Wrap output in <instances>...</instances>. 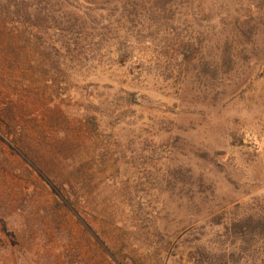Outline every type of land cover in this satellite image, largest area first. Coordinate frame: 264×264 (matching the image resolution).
I'll return each mask as SVG.
<instances>
[{"label": "rangeland", "instance_id": "rangeland-1", "mask_svg": "<svg viewBox=\"0 0 264 264\" xmlns=\"http://www.w3.org/2000/svg\"><path fill=\"white\" fill-rule=\"evenodd\" d=\"M17 6L0 11V264H264V0ZM21 149L71 186L61 232L29 222L56 195Z\"/></svg>", "mask_w": 264, "mask_h": 264}, {"label": "trees", "instance_id": "trees-1", "mask_svg": "<svg viewBox=\"0 0 264 264\" xmlns=\"http://www.w3.org/2000/svg\"><path fill=\"white\" fill-rule=\"evenodd\" d=\"M18 2L19 0L18 1L17 0H0V4L2 3L1 4L2 6L0 7V11L3 9L9 10L12 7L16 8L18 7L17 6ZM2 110H3L2 112L5 118L10 119V114H12L11 108L8 106H5V108H3ZM2 124L5 127H10V125L7 123L6 120L2 121ZM20 151H21L20 154L25 159H28L30 161L34 170L38 172L45 179V181L50 185V187L52 188L53 192L56 195L53 206H36L35 209H34V205L27 204L26 202L27 198L25 196L23 199L26 203L24 204H27L28 207L30 208L29 209V215H30L29 222H31V224L36 227H38L39 225L45 226V228H43V232L46 235L48 234V231H50L51 229H53L54 232H61L62 230L61 222L56 217L59 209H62V208L65 209L66 207L70 209L74 214H77L80 217V215L78 214V209L75 205L76 201L73 198V195L66 193V191L68 192V190H71L70 184L67 183V181L65 182L56 181L54 177H50L49 171L45 169L44 167H42L41 163L36 161V159H34L29 154V152H27L25 149H21ZM3 191L11 192V190H8L6 188H4ZM18 192L23 193V191H18ZM5 202H6L5 200L0 199V209H3V211L6 210L9 207V205L12 206L11 201L9 203H5ZM15 208L17 209L18 207L15 205ZM84 222H85V225L89 229H92L89 223H87L86 221ZM66 236L69 240L72 238L69 232L66 234Z\"/></svg>", "mask_w": 264, "mask_h": 264}]
</instances>
